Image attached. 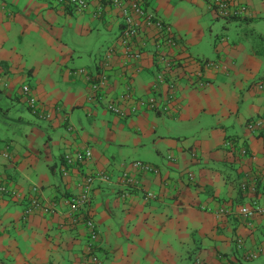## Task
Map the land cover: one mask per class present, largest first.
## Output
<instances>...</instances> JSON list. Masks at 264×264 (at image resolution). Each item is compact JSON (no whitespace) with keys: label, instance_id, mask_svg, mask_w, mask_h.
<instances>
[{"label":"crops","instance_id":"crops-1","mask_svg":"<svg viewBox=\"0 0 264 264\" xmlns=\"http://www.w3.org/2000/svg\"><path fill=\"white\" fill-rule=\"evenodd\" d=\"M140 2L172 27L179 40L172 54L186 70L175 104L163 115L142 107L138 115L117 116L92 98L86 76L76 73L95 74L107 58L110 97L126 87L142 97L153 94L152 41L141 61L125 65L119 10L100 9V0L80 13L50 0H0V122L19 121L17 129L28 131L24 142L0 133L11 151L9 160L0 155V182L17 194L0 197V264H82L88 231L67 226L63 199L80 191L85 176L101 172L115 181L98 180L90 204L106 264H264V254L258 261L245 258L264 248V214L246 219L240 213L253 201L264 208V91L256 86L264 80V55L248 32L264 22V0H230L240 14L224 19L225 31L230 22L241 34L217 33L208 51L201 44L211 35L209 22L223 19L211 0ZM104 34L110 37L98 48ZM71 40L91 41L93 48L78 51ZM83 55L89 60L77 67ZM204 59L218 66L205 70L200 86L194 82ZM24 86L40 104L28 120L16 105L29 107ZM113 144L118 153L110 150ZM87 147L92 159L62 178L63 155ZM140 147L152 154L132 161L155 165L159 174L134 170L140 188L127 190L117 182L131 161L124 150ZM32 188L57 203L54 213L24 218ZM148 192L153 198L146 200Z\"/></svg>","mask_w":264,"mask_h":264},{"label":"built area","instance_id":"built-area-1","mask_svg":"<svg viewBox=\"0 0 264 264\" xmlns=\"http://www.w3.org/2000/svg\"><path fill=\"white\" fill-rule=\"evenodd\" d=\"M57 5H61L64 8L70 9L72 12L80 13L84 12L93 0H52ZM101 6L115 8L121 13L122 23L120 26V32L118 35V45H121L124 49L126 56L125 65L132 62H139L143 59L144 50L149 41H152L154 54L153 59L155 63V77L156 87L153 94L149 97H142L136 94L129 87L125 88V91L119 94L117 97H110L108 94V86L110 85L109 72V59L105 58L99 64V69L95 74H89L84 70H79L78 74L85 75L89 81L90 91L92 98L98 102H104L107 111L122 117L139 114V110L144 107L157 114H167L170 111L172 105L177 100V87L178 81L183 76L184 64L182 59L175 57L172 54V48H178L179 40L177 39L176 33L172 30V27L161 20L156 14L149 11L140 0H100ZM213 11L218 17L223 19H230L237 16L239 11L232 8L230 0H211L210 4ZM100 11V10H99ZM154 29L155 33L151 39L147 38L148 31ZM218 63L210 60L200 61V69L195 76V84L205 85V70L216 69ZM4 85L2 76H0V86ZM161 86H165L163 89ZM259 91H264V80L259 81L256 84ZM22 96L26 99L28 105L32 108H39L40 104L37 99L32 95V90L29 86L22 87ZM138 95V96H137ZM262 125L256 124L258 127ZM254 126V127H255ZM254 129V128H253ZM252 131H256L255 129ZM0 141V146L1 145ZM0 155L4 158L10 157V152L7 146L0 149ZM93 152L91 148H84L75 153H67L64 160L65 164L62 166V174L64 177L69 175V171L74 165L85 164L92 159ZM127 169L123 170L118 178L117 182L122 185L123 188L128 187L135 189L139 187V181L134 178L132 171L137 170L146 174H159V170L153 165L143 163L140 161L129 162ZM103 183H111L113 177L107 173H94L88 174L83 179L80 191L70 196L68 199H63V203L67 206L66 219L69 225H75L79 223L87 224L91 236L92 242L98 241L99 234L95 228L94 220L92 217L87 216L90 211V202L92 187L97 181ZM245 189V187H244ZM36 191V189L34 190ZM11 195L15 197L17 194L7 188L5 185L0 186V197ZM153 195L148 192L147 198L151 199ZM57 203H48L43 197L34 198L29 200L24 211V218H28L31 214L37 212L54 213ZM241 215L246 219H251L254 216L264 214V208L256 201H253L247 206H243L240 211ZM93 243L88 248V254L92 250ZM261 254H264V248L261 251L251 252L246 255L247 261L257 260ZM84 264H104L103 260L90 254L85 258Z\"/></svg>","mask_w":264,"mask_h":264},{"label":"rangeland","instance_id":"rangeland-1","mask_svg":"<svg viewBox=\"0 0 264 264\" xmlns=\"http://www.w3.org/2000/svg\"><path fill=\"white\" fill-rule=\"evenodd\" d=\"M229 21V20H227ZM210 30L212 31L211 32V35H209V32H207V37L204 41H202V44H201V50H206L208 51L209 48V44L212 46L213 44V38L212 36H216L217 33H223V34H228L230 37H234V35L236 36V38H238V36L241 34V32H237L235 30V23H230L229 22V25L231 28L230 31L226 32L225 30V26L227 25L226 21L224 19H219V20H211L210 22ZM258 27H255L254 28H250L248 30L249 34H250V37L252 40H254V45L253 47H255V49L258 50V52H260L262 55H264V37H262L260 31H264V22L262 23H258L257 25ZM261 29V30H260ZM247 32V31H246ZM236 33V34H235ZM245 34V31L244 33L242 34V36H244ZM111 35V34H110ZM109 34H104L103 36H101L100 40H99V44H98V48L100 47V44L102 45L103 43H105V40L108 39ZM212 39V40H211ZM87 43V46L86 45H82V43H78L74 40H71L70 44L75 47L78 51H82L84 49H88V48H93V42L91 41H88L86 42ZM202 53H206V52H202ZM88 57L87 56H84L82 58H77L76 59V66L77 67H82L84 63H86L88 61ZM84 62V63H83ZM18 107L20 106V108L24 111V113L28 116L27 117V120L28 119H31V117L33 116L32 113L28 110L27 108V105L25 106L24 103H17L16 104ZM16 112L19 113L21 111H19L18 109H16ZM80 118L83 120V123L84 124H87L88 121H87V116H86V113L84 112H78ZM14 115V114H13ZM33 119V118H32ZM38 119H35L34 121L35 122H39L37 121ZM23 124L19 121H10L9 123V126H5L4 124H2L0 122V133H1V136H7L9 135V137H11L12 139H18L19 141H22L24 142L23 138H24V132H28L25 128L23 130V128H19L17 129L18 126H22ZM22 133V134H21ZM14 135L16 136V138L14 137ZM103 135H105V131L103 132ZM4 139V138H3ZM142 148L144 147H140L138 150H131V149H125V153L127 154V156H130L129 158H126L127 161L129 160H134V159H144V157H148L149 154H152V151H151V148L149 147H146L142 150ZM111 151H114V152H119V146L118 147H115V145L113 144L111 146ZM130 161V162H131ZM129 163V162H128ZM115 182V181H113ZM99 255H101V253H98ZM258 261V260H257ZM260 261H264V257L260 259Z\"/></svg>","mask_w":264,"mask_h":264},{"label":"trees","instance_id":"trees-1","mask_svg":"<svg viewBox=\"0 0 264 264\" xmlns=\"http://www.w3.org/2000/svg\"><path fill=\"white\" fill-rule=\"evenodd\" d=\"M50 1H52V0H50ZM55 3V2H54ZM56 4V3H55ZM71 11V10H70ZM72 12V11H71ZM27 102V101H26ZM28 104V103H27ZM29 106V105H28ZM30 110V112H33L34 114H38V112H40V110H39V108H37V109H35V108H32V107H28ZM40 114V113H39ZM136 115H138V114H136ZM39 116V115H38ZM132 116V115H131ZM35 117V116H34ZM41 117L42 116H40V119H41ZM127 117H130V116H127ZM263 133V135H264V131L262 132ZM1 141V143L3 144V145H5V142L3 141V140H0ZM5 146H9V145H5ZM10 152V155H11V151H9ZM65 156H66V154L65 155H63V157H62V163H61V168H62V165L64 166V165H66L65 164V160H64V158H65ZM9 158H11V157H9ZM7 160H9L8 158H6ZM89 162V161H88ZM133 162V161H132ZM140 162H142V161H140ZM143 163H146V162H143ZM85 164H87V162L85 163ZM85 164H81V165H74V167H72L71 168V171L73 170V169H75L76 167L78 168V167H82V165H85ZM148 164H150V163H148ZM150 165H152V164H150ZM155 168H157L155 165H153ZM61 168H60V176L62 177V178H66V177H64L63 176V174H62V170H61ZM109 176H112L111 174H108ZM68 176H70V171H69V175ZM67 176V177H68ZM9 183L6 181V182H0V186L1 185H5V186H7V188H9L8 185ZM36 189V191H34ZM127 190H131V191H133L132 190V188H130V187H128L127 188ZM77 193H74V194H67L66 196H64V199L65 198H69L70 196H74V195H76ZM121 194H122V197H125V196H128L129 195V192L127 193V192H121ZM147 195H148V193H146V195H145V197L147 198ZM5 196H7V195H5ZM2 197V196H1ZM8 197H11V195H9L8 194ZM36 197H38V198H41V197H43L42 196V193H41V190H39V189H37V188H32V195H31V197L29 198V200L31 201V200H33L34 198H36ZM23 199H27V198H23ZM29 200H28V202H27V204L29 203ZM91 200H92V194H91ZM27 204H26V206H27ZM90 204H91V202H90ZM65 207H66V211H67V206L65 205ZM88 213L89 214H87V216H89V217H92L93 218V220H94V224H95V228H96V230H97V233L99 234V229H98V226H97V222H96V219H95V217H94V215H93V213L91 212V211H88ZM47 214V213H46ZM86 222H84L83 224L82 223H79V224H75V225H69L68 223V227H70L71 229H73V230H77L78 228H80V227H84L85 229H87V231H88V235H87V246H88V248H89V246H90V244L91 243H93V246H92V250H91V252L88 254H86V258H87V256L88 255H90L91 253L92 254H94L95 256H97L98 258H100L101 260H103V262H104V264H106L105 263V259H106V256H104L105 255V253L102 251V249L100 248V246H99V239H98V241H95V242H92V240L90 239V236H91V232H90V230H89V228H88V226H87V224H85ZM99 236H100V234H99ZM88 252V251H87ZM98 253H101V255H99ZM84 262H85V260L82 262V264H84Z\"/></svg>","mask_w":264,"mask_h":264}]
</instances>
